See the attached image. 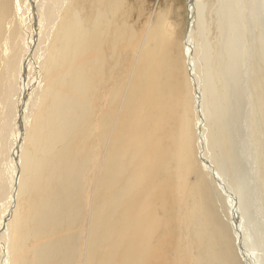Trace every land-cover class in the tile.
I'll list each match as a JSON object with an SVG mask.
<instances>
[{
	"label": "bare ground",
	"instance_id": "1",
	"mask_svg": "<svg viewBox=\"0 0 264 264\" xmlns=\"http://www.w3.org/2000/svg\"><path fill=\"white\" fill-rule=\"evenodd\" d=\"M133 2L0 0V264H264V0Z\"/></svg>",
	"mask_w": 264,
	"mask_h": 264
},
{
	"label": "rangeland",
	"instance_id": "2",
	"mask_svg": "<svg viewBox=\"0 0 264 264\" xmlns=\"http://www.w3.org/2000/svg\"><path fill=\"white\" fill-rule=\"evenodd\" d=\"M134 1L135 2H133V4L135 3L134 7H135V11L137 12L136 13L134 11V13H135L136 16H138V15L140 16L141 14L139 12V7L142 4H144V2L146 3L147 0H140V1L139 0H134ZM136 1H138V2H136ZM205 1H206V3H209V9H210V6L214 3V0H205ZM148 2H150L151 7L148 4L149 9L144 13V16H142V17L140 16L139 17L141 19V22H142V19L144 20V18H146L147 16L151 15V13L156 8L154 6L159 3L160 6L158 7V9H156L157 13L159 11L163 12V13L165 12V14H167L169 20L175 23L174 24L175 35L177 36V40L180 41V43H181V41L187 35V31H188L187 30V23H188L189 19H188V10H186L187 9V0H166V1L165 0H148ZM260 7H261V5H260ZM208 19L211 20L210 18H208ZM210 25L212 26L211 27L212 28V30H211L212 33L210 35V40H213L214 36L216 35L215 23H211ZM257 25L255 26V30L253 31V36L256 39L257 38L259 39V36H261L263 34L262 36L264 38V21H261L260 25L259 24H257ZM142 33L143 32H141V34ZM248 34L249 35H247V33H246L244 35V37H245L244 41H246L247 45H249L250 49H251L252 42L249 39V37H251V35H250V33H248ZM258 48H259V45L256 44V46H255V50H256L255 55L252 56L251 53H250V60L244 58V64L246 62V66H245L246 75L244 77L246 79L243 78V83L245 81L246 102L249 104V108L251 110V115L248 116L247 120L244 122V126H247L250 129V132H248V148L250 150L251 161L253 163V164L249 165L248 169H249V171L252 172L254 180H255L256 190L261 195V200L258 202L259 209L254 210L253 213H254V217L257 215L258 216L257 219H260V218H262L264 216V211L261 210V207L263 206L262 200L264 202V164H263V161H264V132H263L262 143L261 144H256L255 140L253 139V135L251 133V128H250V121H251L250 119H251L252 116H254L256 114L254 112L253 115H252V111H256L257 106H259L258 104H260L259 103V99L256 96L257 94L255 93V86H254V84H255V82L257 80V76L253 72V70L255 69L253 63L256 60L255 56H256V58L258 56ZM180 67H181L182 70L184 69L183 58H182V62H181ZM244 97H245V95H244ZM257 111H258V113H257L258 116H260L258 108H257ZM78 112H79V114L77 115V118L80 120L84 116V113L82 112L81 108L79 109ZM64 123H65V119L63 120V125H64ZM69 124L72 125L71 117L69 118ZM64 129L69 134L70 128L67 127V126H64ZM261 155L263 156L262 157L263 161H261ZM121 167L124 169V174H126L127 172H130L129 165H128L126 160H124L122 162ZM125 179H126V177H123L122 182ZM120 186H119V188H120ZM220 192H221V189H220ZM224 194L222 193V196L226 200L227 199V195L225 194L226 195V198H225ZM225 200H222V201L221 200H216L217 203H218V206H219L218 210L222 214L223 219L228 223V225L231 226L232 231H233L234 228H235V225H234L233 220H232V218L230 216V208L226 204V202H224ZM98 214L100 216H103V217H108V215L106 214L104 205H103V208L100 211H98ZM231 228H230V230H231ZM247 229H248V227L246 225H243L241 227L242 233H245L247 231ZM120 262H123V260H121ZM245 263H246V261L244 262V264Z\"/></svg>",
	"mask_w": 264,
	"mask_h": 264
}]
</instances>
